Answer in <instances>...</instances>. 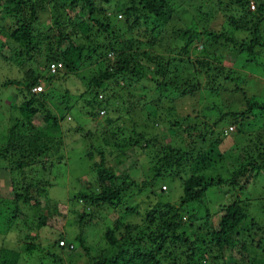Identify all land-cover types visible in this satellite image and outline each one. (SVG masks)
Returning a JSON list of instances; mask_svg holds the SVG:
<instances>
[{
  "label": "trees",
  "instance_id": "16d2710c",
  "mask_svg": "<svg viewBox=\"0 0 264 264\" xmlns=\"http://www.w3.org/2000/svg\"><path fill=\"white\" fill-rule=\"evenodd\" d=\"M227 2L240 12L237 18L230 15L226 19L229 27L239 34L238 38L230 36L229 31L223 28L220 31L210 28L198 32L193 22L184 28L171 27L172 20H179L186 13L180 11L182 8L177 7L179 4L175 7L173 2L167 0H0V7L4 9L0 16L4 17L0 36H6L10 45H15L12 51L18 49L21 57L33 62V68L24 72L21 81L8 79L0 86L2 89L14 87L19 91L7 97L17 115H11L3 136L0 135V175L7 177L6 185L10 187V196L0 197V264H29L31 261L35 264H82V260L72 252L74 249L71 244L67 247L58 245L64 239V224L71 210L66 205L64 208L59 202L50 200L46 193L50 184L35 178L41 172L38 164H41L42 158H45L42 163L45 165L47 153L60 143L53 142L47 136V129L44 127L40 130L32 121L37 114L42 113L45 126L56 132L61 130L59 119L43 104L46 92L42 91V86L49 89L47 82L51 78L48 73L42 77L37 68H46L48 72L49 64H59L60 69L57 71L82 80L80 68L92 56L99 58L101 68L92 75L87 86L99 88L105 82L122 87L125 82L136 78V81L145 83L140 87L151 89L154 95L158 94L155 103H172L174 99L179 101L196 97L200 106L195 115L202 119L214 115L209 127L225 126L216 135L210 131L209 135L213 137H206L195 129V125L182 127L180 122L173 120L169 123L171 130L181 129L180 134L184 135L186 148L182 151L171 146L167 139L165 143L155 136L150 137L154 127L149 118L140 132H134L133 124L130 135L122 139L119 146L141 150L155 147L160 162L154 169V176H160L161 165L170 169L179 168L183 160H193L192 153L199 159L193 161L191 175L180 179L182 196L178 206L157 202L144 216L145 221L155 223V230L148 234L154 254L150 251L141 252L138 247H134L127 258L121 248L119 255L111 256L112 247H118L122 244L121 240L130 238V225L126 224V235L118 238L113 229L105 228L101 236L105 247L92 251L90 258L89 248L84 246L85 240L81 234H76L74 240L85 252L86 264H163L167 260L176 264L175 255H179V250L184 247L187 262L184 264H225L226 261H218V254L225 251L230 253V263L246 264L251 257L252 262L264 264V227L261 229L251 219L248 225L245 224L246 204L242 201L234 200L218 206L211 220L207 213L204 215L201 231L209 235V239L201 238L198 248L193 247L195 241L185 236L184 231L178 232V227L196 219L190 210L191 213H186L187 219L182 220L181 208L200 204L208 186L226 183L235 187L241 179V183H246L248 174L264 171V94L261 95L264 92V83L261 84L264 81V0H225ZM250 5L251 8L255 7L254 11L248 9ZM48 11L53 13L55 19L51 20L50 27L40 32L36 27L41 24L38 15ZM116 13H120L121 21L115 18ZM57 15L62 19L57 18ZM6 24L10 25L9 29ZM122 27H126L127 31L120 39L110 37L116 32L114 29ZM139 28L143 29L142 34L133 36L134 29ZM99 36L103 37L102 41ZM76 38H80V42L75 41ZM177 41L182 44L184 56H188L189 49L195 52L193 46L197 43L203 57L198 59L194 54L195 59L191 61L181 58L178 44H175ZM226 58L228 67L222 65ZM149 68L152 71L146 72ZM171 75L177 80L170 78ZM202 75L204 78L201 80ZM207 76H212L209 82L205 81ZM166 78L176 82L178 87ZM38 84L42 85L43 93L32 91ZM97 94L93 92L92 103ZM63 97L61 104L68 102L66 92ZM80 100L83 104H90V100L85 97ZM222 102L223 105L228 104L226 112L222 111ZM235 104L238 107H231ZM171 110L172 107L168 105L166 113ZM230 127V132L236 135L232 145L224 149L221 143L229 134ZM189 129H195V132L190 133ZM245 136L247 143L241 148L244 151L242 154L237 141H246ZM252 138L255 139L251 141ZM102 141L107 148L108 140L102 138ZM211 148L213 153L210 152ZM88 149L86 156L89 161L93 155H98L96 162L90 166L96 172V188L89 192H77L67 202L72 200L78 207L82 205L85 210H92V213L106 208L115 210L121 203L124 191L135 186L134 181L127 179V173L106 166L105 151L109 150L90 145ZM111 154L115 163L120 164L118 158L125 152ZM199 164L204 169L216 167L210 170L214 175L208 177L194 173ZM221 170L230 172L227 179L218 177L217 172ZM153 180L141 181L137 189L152 187ZM131 210L126 208L125 212ZM77 211L72 213L78 217V227L82 228L87 222L86 217L92 213ZM211 224H214L213 228ZM21 232L23 235L20 236ZM243 235L244 238H241ZM52 236L55 238L52 239ZM12 238L19 247L14 241H9ZM6 243L8 248L4 247ZM40 244L53 250L43 249Z\"/></svg>",
  "mask_w": 264,
  "mask_h": 264
},
{
  "label": "rangeland",
  "instance_id": "374dc122",
  "mask_svg": "<svg viewBox=\"0 0 264 264\" xmlns=\"http://www.w3.org/2000/svg\"><path fill=\"white\" fill-rule=\"evenodd\" d=\"M167 1H170L171 3L173 2V6H177L179 4L180 6L177 7L182 8L180 11H184L186 13V16L184 17H182L179 13L181 18L179 20H172L170 23L171 27L184 28L190 22H193V24L197 26L195 28L198 32H202L203 30L210 28L212 30L220 31L221 28H223L229 31L230 36L235 35V37H239V34L234 32L232 27H229L230 25L226 19L230 15L237 18L240 12L233 5H230L228 2L225 3V0ZM218 1L221 3H218ZM248 9L250 11H254L255 7L251 8L250 5ZM3 13L4 9L0 7V16H2ZM46 13L38 15L41 24L36 27L40 32H43L47 27H50L52 24L51 20L54 18L52 12L48 11ZM118 16H120V13H116L115 18L121 21L122 17L119 19ZM58 17L60 16L57 15V18ZM3 19L4 17H0L1 31ZM59 19H62V17ZM100 20L103 23H106L103 18H100ZM5 21L8 20L6 19ZM191 25L192 24H189L188 26ZM6 26L9 29L10 25L6 24ZM114 30L116 32L114 34H110V37L114 40L115 38L120 39L127 31L126 27ZM142 30L143 29L141 28L134 29L132 33L133 36H137L138 34L141 35ZM99 37V40L102 41L103 37ZM76 40L80 42L79 40L81 39L76 38L75 41ZM10 43V40L6 36H0V86L3 81L8 79L21 81L23 79L24 72L27 69L33 68V62H31L32 60L21 57L18 49L12 51V49L15 48V45H10ZM175 44H178L177 50L183 59L187 58V60L190 61L194 60V54H196L198 59L203 57L202 52H200L202 50H200V46L197 47V43L193 46L195 52L189 49L190 52L188 56H184L182 53V44L179 41ZM204 52H206V50H204ZM98 60V57L92 56L91 59L80 68L81 74L83 73L82 80L70 74H62V72L59 71L49 73L46 68L42 70L41 68L43 67L37 68L40 69L39 73H41L42 77L48 73V77L51 78L47 82L49 89H45V87L41 85L42 91L44 93L46 92V98H44L43 104L46 109L59 119L58 126L61 130L56 132L50 127L45 126L42 121V113L39 115L37 114L32 121V124L40 130L45 127V129H47V136L51 137L53 142L59 141L60 143L47 153V162L45 165L42 164L43 159L45 158H42L40 161L41 164H38V168L41 172L37 170L39 173L36 174L35 178L47 181L48 184H50L46 191L47 197L50 200L52 199L59 202L58 204L64 208L66 205L67 208L71 210L70 216L66 217L64 224V239L58 245L67 247L71 244L74 249L72 252H74L80 261L82 260V264H86L87 257H84L85 252L80 249L78 241L74 240V236L76 234H81L82 238L85 240L84 246L89 248L90 258L92 256V251L105 247L101 239L102 232L105 228L113 229L115 237L118 238L119 236L126 235L124 230V225L126 224L130 225V238L127 241L121 240L120 243L122 244L118 247H112L111 256H114L115 254L116 256L119 255L121 248L126 252L124 257L127 258L131 255L134 247H138L141 252L150 251L154 254V247L148 242V234L155 230V223L145 221L144 216L146 212L157 202H168L171 205L178 206L179 198L182 196L180 179H184L191 175L192 163L193 161L199 159L196 154L192 153L191 157L193 160H183L182 165L179 168L171 167L170 169L161 165L159 169L160 176H154V169L158 167V163L160 162V160L156 157L155 147H149L147 150H141L137 148L134 149L119 146L122 141L130 135L133 124L134 132H140L142 131V127L146 123L147 118H149L153 122V125L151 124L152 127H154L150 137L155 136L157 140L165 141V143L168 140V143L171 146L179 148L182 151L186 148L183 142L184 135L180 134L182 132L181 129L171 130L172 128H170L169 123L173 120L180 122L182 127H192L195 125V129L205 134L206 137H213L209 135L210 131L214 132V135H216L218 132L222 131L221 127L225 126V124H222L220 127H218L219 125L217 127H209V124H211V121H213L215 117L214 115H207L204 119L197 117L195 112L200 105L197 104L196 97L193 99L184 98L179 101L174 99L172 103H155L154 99L158 97V94L155 93L154 95L151 92V89H144L140 87L141 84L145 85V83H140V80L136 81V78L125 82L122 87L119 85L115 86L113 83L105 82L102 83L103 85L99 88H96L95 86H87V82L91 79L92 75L98 72V69L101 68ZM227 62L228 59L226 58L222 65L228 67ZM151 69L152 68L147 69L146 72L152 71ZM169 77L175 78L172 75ZM211 77L212 76H207L205 81L209 82L208 80ZM170 78H166V80L168 82L172 81L178 87V84ZM203 78L204 75L201 76V80ZM151 79H154V77H151ZM256 80L260 81L261 79L256 78ZM263 83L264 81L261 82V84ZM103 87L104 89H102ZM42 91L41 93H43ZM18 92L19 91L14 87H7L5 89L0 87V135L2 136L6 130L11 115H17V111L10 106V100L8 101L7 97L10 96V94L14 95ZM65 92L67 96H69L67 99L68 102L61 104V101L65 98L63 97ZM93 92H97L98 94L95 98V102L92 103ZM79 94L81 95L80 97H78ZM262 94H264L263 91L261 95ZM84 97L90 100V104H83V102H81L80 99ZM168 105L172 107V110L168 111L167 114L166 109L168 110ZM227 105L228 104L223 105L222 102V111L226 112L229 109V107L227 108ZM231 107H238V105L235 104ZM211 113L213 114V112ZM161 119L164 120L162 121ZM148 124L150 123L148 122ZM195 129H189V132H195ZM234 135H236L235 132L234 134L233 132H230L223 138V142L221 144L224 149L232 145ZM102 138L108 140L107 148L104 146L103 141L101 142ZM245 138L246 141L243 139H239L237 141V146L242 154L244 151H242L241 148H244L247 143V137L245 136ZM254 139L255 138H252L251 141ZM88 145L94 148L100 147L102 149L105 148L104 150H109L108 152L105 151L106 166L112 168L115 167L114 169H116V171L119 172L120 170L123 173H127V179L134 181L133 184H135V186H130L124 191L121 203L115 208V210L106 208L104 211L96 210L92 213V210H85L86 208H84L81 204V206L78 207L77 203L72 200L67 202V199L76 195L77 192H89L96 188V172H94L90 166L91 163L96 162L98 155H93L92 159L89 161L86 156L89 150ZM114 145H117L120 149H117ZM141 146H143L142 143ZM212 150L213 148L210 150L211 153H213ZM121 151L125 152V154L118 158L121 163L116 164L111 153L117 154ZM256 156L257 152H255V157ZM215 168L216 167L212 166L209 169H204V166L199 164V167L194 170V173L204 176L208 175L209 177V175L212 174L210 170H214ZM229 173L226 170L217 172L218 177L222 180L227 179L229 177ZM213 175L214 174L211 176ZM5 177L2 174L0 175V197L7 198L10 196V187L6 185L7 177ZM248 178L249 179L246 183H241L242 179L237 181L235 187H230L226 183L208 186L204 194V199L200 204L194 203L187 208H181L180 212L183 213L182 220H186V213L191 212L195 214L196 219L190 223L187 221L185 225L178 227V232L182 233L184 231L185 236H187L191 241H195L193 242V247L198 248L201 244V238L204 237L206 240L209 239V235H205L201 231V224L205 220L204 215L207 213L209 215V220H211V217L213 218L215 216L213 214L217 212L218 206L227 204L234 200L242 201L246 204L247 220L245 221V224L248 225V222L251 219L262 229L264 227V171L259 170L258 172H255L254 175L253 173H250L248 174ZM150 179H154L152 187L137 189L140 187L141 181ZM117 184L119 185L118 180ZM162 185L165 186L164 190L161 188ZM126 208H132V210L130 212H125ZM74 210H78L77 213H81L83 211L86 213H92H89L90 216L86 217L85 222L86 220L87 222L84 223V227H78V217H75V214L72 213ZM213 226L214 224H211L212 228ZM250 233L252 235L253 231ZM19 235H23V232ZM54 238L55 237L52 236V239ZM241 238H244V235L241 236ZM12 239L8 240L11 242L14 241L16 246L19 247L17 245V241ZM39 241L40 240H38V242ZM7 243L4 245L5 248H8ZM18 243L21 242L18 241ZM41 246H43V249H47L48 251L49 249L53 250L52 248H48L46 245ZM195 248L194 252L196 251ZM20 250H23V248ZM185 250V247L181 248L179 250V255H175V257H177L175 259L176 264H184V262L187 263L186 257L184 256ZM215 254L216 252L213 255ZM229 254L230 253L226 251L218 254V261L223 260V262L226 261L225 264H233L228 262V259L232 260L229 257ZM256 255H258V253H256ZM258 263H262V261H259ZM29 264H35V262L31 261ZM163 264H171V261L167 260ZM246 264H257V262H252L251 257H249Z\"/></svg>",
  "mask_w": 264,
  "mask_h": 264
},
{
  "label": "built area",
  "instance_id": "2783aa9c",
  "mask_svg": "<svg viewBox=\"0 0 264 264\" xmlns=\"http://www.w3.org/2000/svg\"><path fill=\"white\" fill-rule=\"evenodd\" d=\"M118 18H119V16H118ZM58 69H60V66H59V64H54V63H52V64H49V66H48V72L49 73H54V72H56ZM32 91L33 92H39V91H41V86L38 84V85H36L35 87H33L32 88ZM229 131H231V127L228 129V132ZM164 187H162V189H163Z\"/></svg>",
  "mask_w": 264,
  "mask_h": 264
},
{
  "label": "clouds",
  "instance_id": "9594fccd",
  "mask_svg": "<svg viewBox=\"0 0 264 264\" xmlns=\"http://www.w3.org/2000/svg\"><path fill=\"white\" fill-rule=\"evenodd\" d=\"M229 133H230V131H229ZM162 187H164V188L162 189V190H164V189H165V186H164V185H162V186H161V188H162Z\"/></svg>",
  "mask_w": 264,
  "mask_h": 264
}]
</instances>
